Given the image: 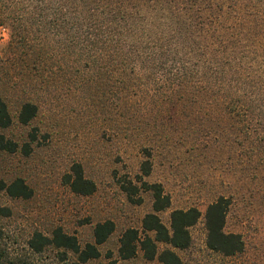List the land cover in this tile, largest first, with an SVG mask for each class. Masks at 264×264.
Instances as JSON below:
<instances>
[{
  "label": "trees",
  "instance_id": "16d2710c",
  "mask_svg": "<svg viewBox=\"0 0 264 264\" xmlns=\"http://www.w3.org/2000/svg\"><path fill=\"white\" fill-rule=\"evenodd\" d=\"M206 1L210 0H0V26H6L10 35L8 44L0 50V85L25 77L33 89L30 93H16L14 86L11 91L0 87V130L13 124L10 101L17 104L16 120L20 125L34 121L39 114L37 93L51 88L60 73L73 71L79 79L85 77L102 86H108L102 77L107 75L111 80L116 76L124 107L134 101L132 88L144 82H140L143 78L138 73L148 83L157 81L151 76L158 73L161 81L156 86L167 91L170 106L183 102L181 95L186 102L215 106L219 122L229 126L236 138L264 142V38L249 43L250 30L238 27L225 33L215 30L207 36L196 26L201 19L215 18V13L212 12L213 17L205 12ZM218 1L223 9L230 1L226 15L238 20L244 15L248 22H256L264 13V0ZM243 65L254 73L241 71ZM249 76L257 87L247 86ZM36 83L39 90L34 91ZM188 86L197 87L195 97H190L192 90ZM37 131L34 129L21 144L0 134V152L30 155ZM262 146L259 154L264 151ZM149 150L143 149L140 175L135 177L138 185L129 179L121 183V188L137 203L142 202L140 192L150 193L152 211L143 217L142 231L129 228L123 232L118 258L129 260L140 251L145 261L182 264L173 249L183 251L190 247V229L200 220L210 251L224 257L243 253L242 236L225 231L230 197L219 196L203 214L196 207L172 210L169 227L163 224L159 213L171 207L172 199L161 183L144 180L152 171ZM63 182L78 196H90L96 190L80 163L71 165ZM0 192L11 199L29 200L33 196L32 189L20 177L8 182L0 180ZM11 213L10 208L0 206V264H88L100 256L98 246L108 240L115 228L109 220L97 223L92 233L94 242L84 246L60 227L49 235L35 231L18 248L9 242L3 227ZM158 244L168 248L159 251Z\"/></svg>",
  "mask_w": 264,
  "mask_h": 264
},
{
  "label": "rangeland",
  "instance_id": "374dc122",
  "mask_svg": "<svg viewBox=\"0 0 264 264\" xmlns=\"http://www.w3.org/2000/svg\"><path fill=\"white\" fill-rule=\"evenodd\" d=\"M229 3L223 9L218 0L206 1L205 12L214 15V21L210 17L201 19L196 26L207 36L215 30L225 33L238 27L250 30L249 43L264 38V13L256 22H248L244 15L238 20L226 15ZM9 40V29L0 26V50ZM242 67L241 71L254 73L247 65ZM138 75L144 82L132 88L134 101L127 107L120 100L122 90L116 76L111 80L107 75L102 77L108 83L102 86L85 77L79 79L73 71L60 73L47 91L34 92L39 95L35 100L39 114L29 125L17 122V104L9 102L13 124L0 134L21 144L34 129L38 130L30 155L0 152V180L20 177L33 191L29 200L11 199L0 192V206L12 212L3 221L9 242L21 248L33 232L49 235L60 227L84 246L94 242L96 224L109 220L114 223V231L98 246L100 256L88 264H161L145 261L140 251L129 260L117 256L123 232L129 228L142 231V219L152 211L150 193L140 192L142 202L137 203L121 188V183L129 179L137 184L143 149L150 148L152 171L144 180L161 183L172 199L171 207L159 213L165 226L169 227L172 210L196 207L203 214L207 205L225 196L232 199L225 231L239 233L245 242L244 252L233 257L212 252L205 245L206 232L200 220L190 229V247L173 249L182 264H264V151L259 154L258 150L264 142L236 138L229 126L219 122L215 106L186 102L183 95L184 103L170 106L167 91L156 86L160 74L152 73V80L157 81L150 83L142 73ZM248 79L247 86L257 87L252 76ZM12 86L16 93L33 90L25 77L0 85L9 90ZM38 88L36 83L34 91ZM189 89L190 97H195L197 87ZM74 163H80L85 177L95 183L92 195H75L64 184L63 178ZM167 248L158 244L159 251Z\"/></svg>",
  "mask_w": 264,
  "mask_h": 264
}]
</instances>
